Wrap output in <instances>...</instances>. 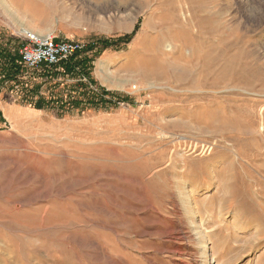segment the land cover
Instances as JSON below:
<instances>
[{
  "label": "rangeland",
  "instance_id": "rangeland-1",
  "mask_svg": "<svg viewBox=\"0 0 264 264\" xmlns=\"http://www.w3.org/2000/svg\"><path fill=\"white\" fill-rule=\"evenodd\" d=\"M4 2L84 48L1 85L0 264H264V0Z\"/></svg>",
  "mask_w": 264,
  "mask_h": 264
},
{
  "label": "built area",
  "instance_id": "built-area-1",
  "mask_svg": "<svg viewBox=\"0 0 264 264\" xmlns=\"http://www.w3.org/2000/svg\"><path fill=\"white\" fill-rule=\"evenodd\" d=\"M18 55L22 71L14 76L12 91L14 102H27V97L22 88V82L27 83L29 72L40 69L41 71L57 70V66L70 59L73 55L83 50L84 44L80 41L58 38L53 35L39 34L33 31L24 32L20 37Z\"/></svg>",
  "mask_w": 264,
  "mask_h": 264
},
{
  "label": "crops",
  "instance_id": "crops-1",
  "mask_svg": "<svg viewBox=\"0 0 264 264\" xmlns=\"http://www.w3.org/2000/svg\"><path fill=\"white\" fill-rule=\"evenodd\" d=\"M4 0H0V14L1 12H4ZM2 19H3V16H0ZM21 28L23 25H20ZM9 30V31H8ZM17 31H16V28L15 27H12L10 24H7L5 22H1L0 21V45L1 44H14L16 46L13 47L12 51H9L10 53H5L3 51V53H1V49H0V60L3 59V56H4V60L6 61H2L1 63H3L4 65V68L2 70H0V74L1 73H4L5 75V81L4 82H1V85H4V83H9L8 88H10L9 90L11 92L12 91V84H13V81H14V76L15 75H19L21 74L22 71V66L20 64V58H19V55H18V49H19V46H20V37L19 35H16ZM1 65V64H0ZM2 67V66H1ZM0 67V69H1ZM10 81V82H9ZM1 85H0V88H1ZM25 86H27L24 82H22V88H24ZM13 95L14 92H13ZM12 95V101L14 102V96ZM4 101V100H3ZM2 104H6V103H3L0 101V108L1 107H5V106H2ZM6 107H11V106H6Z\"/></svg>",
  "mask_w": 264,
  "mask_h": 264
},
{
  "label": "trees",
  "instance_id": "trees-1",
  "mask_svg": "<svg viewBox=\"0 0 264 264\" xmlns=\"http://www.w3.org/2000/svg\"><path fill=\"white\" fill-rule=\"evenodd\" d=\"M122 38H119V39H117V40H121ZM116 41V40H115ZM112 42H114V41H110V40H108V39H103V38H101V39H99L98 40V43H95V45H90V47H89V50H91L94 46H96L97 44H101L102 46H107L108 44H110V43H112ZM69 61V60H68ZM68 61H66V62H68ZM68 65V63L66 64V68H69V66H67ZM1 80H0V85H1ZM105 94H107V95H110L111 93H109L108 91H106V93ZM105 97V96H104ZM103 97V94H102V96L101 97H99V101L100 102H107L108 103V100H106L105 98ZM91 98V97H90ZM43 106V103H42V101L41 100H38V101H36V103H35V105H34V107L35 108H41Z\"/></svg>",
  "mask_w": 264,
  "mask_h": 264
},
{
  "label": "bare ground",
  "instance_id": "bare-ground-1",
  "mask_svg": "<svg viewBox=\"0 0 264 264\" xmlns=\"http://www.w3.org/2000/svg\"><path fill=\"white\" fill-rule=\"evenodd\" d=\"M149 1V0H148ZM155 3V2H154ZM148 4V3H147ZM147 7V6H146ZM23 30V33L24 32H27L28 30L27 29H22ZM149 67V66H148ZM151 70V69H150ZM197 78V77H196ZM176 81V80H175ZM107 84V83H106ZM111 85V84H110ZM190 85V84H189ZM13 115V114H12ZM12 117V116H11ZM175 126V125H174ZM183 126H185L184 124L181 126V127H183ZM177 136V135H176ZM167 137V136H166ZM165 137V138H166ZM179 230V229H178ZM181 237V236H180ZM202 245H201V247L202 248H208V246L206 245V241H203L202 243H201ZM203 256V261L205 262V263H207V264H210V260H211V258L209 257V255H207V254H202Z\"/></svg>",
  "mask_w": 264,
  "mask_h": 264
}]
</instances>
